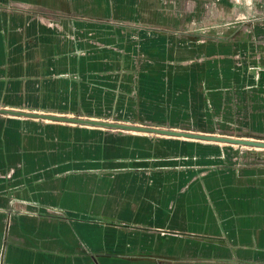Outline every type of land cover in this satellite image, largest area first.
Wrapping results in <instances>:
<instances>
[{
	"label": "rangeland",
	"instance_id": "rangeland-1",
	"mask_svg": "<svg viewBox=\"0 0 264 264\" xmlns=\"http://www.w3.org/2000/svg\"><path fill=\"white\" fill-rule=\"evenodd\" d=\"M19 20L0 22V108L264 142L256 48L209 59L133 27ZM10 155L19 160H0V180L51 165L73 186L87 180L105 197L158 208L177 184L186 192L209 172L262 165L264 149L0 115V157Z\"/></svg>",
	"mask_w": 264,
	"mask_h": 264
},
{
	"label": "crops",
	"instance_id": "crops-1",
	"mask_svg": "<svg viewBox=\"0 0 264 264\" xmlns=\"http://www.w3.org/2000/svg\"><path fill=\"white\" fill-rule=\"evenodd\" d=\"M8 17L133 27L209 59L256 48L264 66V0H0V22ZM262 162L209 172L186 192L177 184L158 208L24 165L0 180V264H264Z\"/></svg>",
	"mask_w": 264,
	"mask_h": 264
},
{
	"label": "water",
	"instance_id": "water-1",
	"mask_svg": "<svg viewBox=\"0 0 264 264\" xmlns=\"http://www.w3.org/2000/svg\"><path fill=\"white\" fill-rule=\"evenodd\" d=\"M0 115H8V116H14L20 118H31V119H37V120H43L49 122H62V123L78 124V125L93 126L100 128L142 132V133L156 134V135L169 136V137L192 139V140H199L205 142H218V143H225L231 145L256 147V148L264 149V142L257 140L220 137V136H214L208 134L181 132L176 130H167V129H159V128L136 126V125H126L115 122L66 117L56 114H44L39 112H29V111L0 108Z\"/></svg>",
	"mask_w": 264,
	"mask_h": 264
}]
</instances>
